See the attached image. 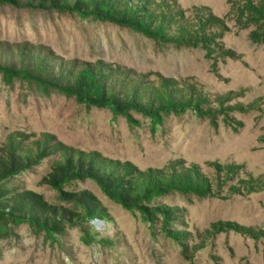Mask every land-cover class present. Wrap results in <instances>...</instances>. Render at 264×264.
Instances as JSON below:
<instances>
[{"label":"rangeland","instance_id":"obj_1","mask_svg":"<svg viewBox=\"0 0 264 264\" xmlns=\"http://www.w3.org/2000/svg\"><path fill=\"white\" fill-rule=\"evenodd\" d=\"M129 1V0H127ZM138 1V0H137ZM140 1V0H139ZM154 10L179 13L193 24L214 19L215 44L177 47L131 28L77 14L0 5V44L29 47L54 63L107 67L115 84L194 97L202 111L164 115L154 127L87 107L59 93L0 71V145L23 133L32 149L55 151L9 183L42 194L50 204L74 208L42 183L65 152L132 163L144 173L169 170L198 176L207 190L170 193L157 202L175 211L167 236L113 202L91 180L64 191H90L99 201L101 225L64 220L52 237L38 225L0 222V264H264V35L237 9L242 0H145ZM121 82H120V81ZM114 84V85H115ZM170 172V171H169ZM78 211L82 208L77 207Z\"/></svg>","mask_w":264,"mask_h":264},{"label":"trees","instance_id":"obj_2","mask_svg":"<svg viewBox=\"0 0 264 264\" xmlns=\"http://www.w3.org/2000/svg\"><path fill=\"white\" fill-rule=\"evenodd\" d=\"M0 5L77 14L83 19L131 28L157 42L177 47L203 46L208 56L216 41L214 35L217 33L208 30L215 25L213 18L193 24L181 20L179 13L169 14L168 9L154 10L145 0H0ZM237 9L242 17L247 14L248 19L257 23L264 35V0H242ZM0 71L8 80L15 76L28 79L39 86L74 96L87 107L109 109L114 118L124 116L130 124L139 123L132 112L148 116L157 127L164 122L166 113L203 110L194 97L186 98L169 90L148 92L147 88L136 89L134 83L116 85L107 67L54 63L29 47L13 51L0 44ZM23 137V133L10 135L0 145V222L4 224L38 225L54 237L55 233L63 232L64 220L83 224L101 218L99 201L90 191H64L73 182L91 180L110 200L128 211L139 212L144 221L159 222L167 236L179 239L177 231L170 229L176 218L175 211L157 200L170 193L199 196L208 193L201 179L198 176L194 179L186 171L177 172L175 168L167 174H146L130 162L122 164L68 150L42 178V183L58 192L59 199L76 201L74 208L56 206L35 191L9 186L17 175L31 170L56 149L47 141L42 148L36 145V149L31 150ZM79 205L81 211L77 210Z\"/></svg>","mask_w":264,"mask_h":264},{"label":"built area","instance_id":"obj_3","mask_svg":"<svg viewBox=\"0 0 264 264\" xmlns=\"http://www.w3.org/2000/svg\"><path fill=\"white\" fill-rule=\"evenodd\" d=\"M94 222L97 224V225H101V220L99 218H95Z\"/></svg>","mask_w":264,"mask_h":264}]
</instances>
